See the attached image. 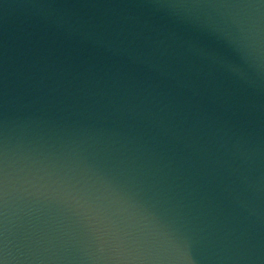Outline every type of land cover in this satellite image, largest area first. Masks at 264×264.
Masks as SVG:
<instances>
[{
	"label": "water",
	"instance_id": "obj_1",
	"mask_svg": "<svg viewBox=\"0 0 264 264\" xmlns=\"http://www.w3.org/2000/svg\"><path fill=\"white\" fill-rule=\"evenodd\" d=\"M0 264H264V0H0Z\"/></svg>",
	"mask_w": 264,
	"mask_h": 264
}]
</instances>
